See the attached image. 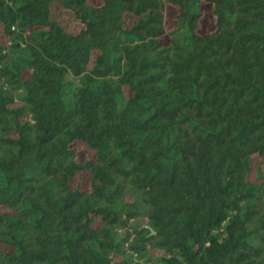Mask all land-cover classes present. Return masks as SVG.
I'll return each instance as SVG.
<instances>
[{"label": "trees", "instance_id": "trees-1", "mask_svg": "<svg viewBox=\"0 0 264 264\" xmlns=\"http://www.w3.org/2000/svg\"><path fill=\"white\" fill-rule=\"evenodd\" d=\"M0 264H264V0H0Z\"/></svg>", "mask_w": 264, "mask_h": 264}, {"label": "rangeland", "instance_id": "rangeland-1", "mask_svg": "<svg viewBox=\"0 0 264 264\" xmlns=\"http://www.w3.org/2000/svg\"><path fill=\"white\" fill-rule=\"evenodd\" d=\"M85 185L87 186L88 184H85ZM143 222H144V223H143ZM142 223H143V224H145V223H146V221H142Z\"/></svg>", "mask_w": 264, "mask_h": 264}]
</instances>
